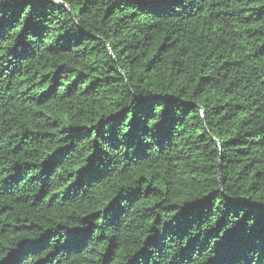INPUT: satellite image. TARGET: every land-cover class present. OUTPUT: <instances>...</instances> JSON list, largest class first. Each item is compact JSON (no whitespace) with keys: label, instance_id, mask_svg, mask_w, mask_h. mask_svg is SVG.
Returning <instances> with one entry per match:
<instances>
[{"label":"trees","instance_id":"obj_1","mask_svg":"<svg viewBox=\"0 0 264 264\" xmlns=\"http://www.w3.org/2000/svg\"><path fill=\"white\" fill-rule=\"evenodd\" d=\"M0 264H264V0H0Z\"/></svg>","mask_w":264,"mask_h":264}]
</instances>
